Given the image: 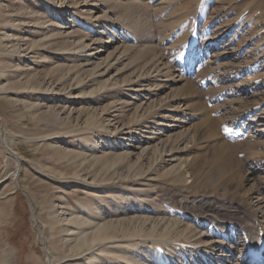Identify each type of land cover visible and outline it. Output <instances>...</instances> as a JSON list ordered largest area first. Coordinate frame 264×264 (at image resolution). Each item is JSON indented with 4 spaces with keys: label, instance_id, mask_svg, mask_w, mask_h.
<instances>
[{
    "label": "rangeland",
    "instance_id": "1",
    "mask_svg": "<svg viewBox=\"0 0 264 264\" xmlns=\"http://www.w3.org/2000/svg\"><path fill=\"white\" fill-rule=\"evenodd\" d=\"M263 198L264 0H0V264H249Z\"/></svg>",
    "mask_w": 264,
    "mask_h": 264
},
{
    "label": "bare ground",
    "instance_id": "2",
    "mask_svg": "<svg viewBox=\"0 0 264 264\" xmlns=\"http://www.w3.org/2000/svg\"><path fill=\"white\" fill-rule=\"evenodd\" d=\"M244 112H247V110L246 111H244ZM244 115H245V113H244ZM243 116H241V118L238 120V121H241V122H243L242 121V118ZM235 119V118H234ZM183 122H186V121H183ZM238 123V122H237ZM235 124V123H234ZM171 126H174L173 124L171 125ZM237 126V125H236ZM238 128V127H237ZM237 130H239V129H237ZM149 131V130H148ZM242 131V130H241ZM235 132V131H234ZM139 139V138H138ZM167 154V153H166ZM170 156H172V155H170ZM174 157L172 156V160H174L173 159ZM222 158H223V160L224 161H226V165H224V167L222 168V177L225 175V173L226 172H228L229 170H231V167H232V165H229V160H230V158H228V159H226L227 158V155H223L222 156ZM162 161V160H161ZM221 169V168H220ZM221 178V177H220ZM222 179V178H221ZM252 196H249L248 197V199H246L247 201H249L248 203H246V202H241L240 201V203L242 204V205H244V207H246V208H248L250 211H252L253 209H254V206H252L251 205V201H252ZM263 200H264V198H263ZM261 201H262V199H261ZM264 202V201H263ZM257 205H259L260 206V203L259 204H257ZM257 205H256V207H257ZM264 205V204H263ZM253 208V209H252ZM258 209V208H257ZM257 213V212H256ZM254 216V215H253ZM257 230V229H256ZM262 230H260V231H258V232H256V235L259 233V232H261ZM249 232V231H248ZM247 233V232H246ZM251 233V232H250ZM255 234V233H254ZM252 235V234H251ZM251 235H249V236H251ZM260 235L261 236H259V237H254L253 239H252V237H250L251 238V240H253L252 242L250 241V242H247V244L245 245V249H247V253L245 254V258L247 259V261L249 262V264H264V234H263V232H261L260 233ZM246 236V235H245ZM255 236V235H254ZM248 237V236H247ZM241 239V238H240ZM246 239V238H245ZM247 241V240H246ZM217 245V244H216ZM236 249V248H235ZM229 256H231L232 257V255H229ZM229 256H227V257H229ZM242 256V255H241ZM224 262H227V259H225L224 260Z\"/></svg>",
    "mask_w": 264,
    "mask_h": 264
}]
</instances>
